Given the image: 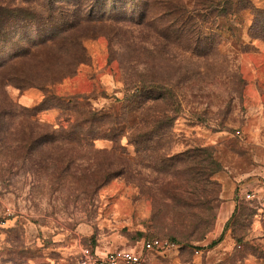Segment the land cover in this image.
Returning <instances> with one entry per match:
<instances>
[{
    "label": "rangeland",
    "instance_id": "374dc122",
    "mask_svg": "<svg viewBox=\"0 0 264 264\" xmlns=\"http://www.w3.org/2000/svg\"><path fill=\"white\" fill-rule=\"evenodd\" d=\"M48 1L0 0V264H264V0Z\"/></svg>",
    "mask_w": 264,
    "mask_h": 264
},
{
    "label": "trees",
    "instance_id": "16d2710c",
    "mask_svg": "<svg viewBox=\"0 0 264 264\" xmlns=\"http://www.w3.org/2000/svg\"><path fill=\"white\" fill-rule=\"evenodd\" d=\"M107 1L108 0H49L47 4H45V6H43V8L45 9V12L48 13V17L46 18L45 16L44 19L49 20V21H64L66 22V18L64 17V15L66 16V11L70 10L67 8H76L77 12L81 11L84 14V19L86 22H90L93 21L96 18H102L100 21L103 20H107L106 17L111 16V13H107ZM182 4L178 3L177 7H181ZM17 10H12L9 8H4L3 5H0V23H2V21L4 20L5 17L9 16L11 13L16 12ZM115 12H117V9H115ZM50 14V15H49ZM35 15H38L37 13ZM75 16V15H74ZM80 18L77 19L75 22L73 23H81L84 19ZM112 19V18H109ZM70 23V25H74L72 23V21H68ZM2 84H4V82L0 83V86L2 87ZM45 104V101L42 103V105L39 106V108H42ZM4 106H10L9 102L4 103ZM9 109V108H8ZM25 112V116L29 117L30 115H33L32 112L30 111H24ZM34 116V115H33ZM31 116V117H33ZM35 129L38 131L33 130L32 128H30L28 125L26 126V130L28 131L27 135L29 136V140L28 142L25 144V150L26 148L28 150H34V149H38L41 139L44 137H46L47 135L44 134L43 132L46 131L45 128H40V126H38L37 124H35ZM43 130V132H41ZM129 250H133V249H129ZM152 255V254H150ZM148 264V261H147Z\"/></svg>",
    "mask_w": 264,
    "mask_h": 264
},
{
    "label": "built area",
    "instance_id": "2783aa9c",
    "mask_svg": "<svg viewBox=\"0 0 264 264\" xmlns=\"http://www.w3.org/2000/svg\"><path fill=\"white\" fill-rule=\"evenodd\" d=\"M260 185L264 188V171L260 176ZM242 196L247 201L259 199V193L256 189H245ZM174 247L175 245L169 241L153 239L143 242L142 252L137 250H115L100 253L92 249H84L80 264H147L150 254L163 255Z\"/></svg>",
    "mask_w": 264,
    "mask_h": 264
}]
</instances>
